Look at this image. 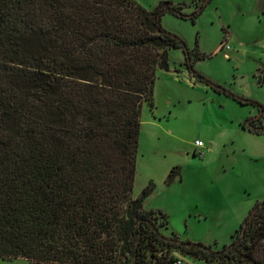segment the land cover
I'll list each match as a JSON object with an SVG mask.
<instances>
[{"label":"trees","instance_id":"1","mask_svg":"<svg viewBox=\"0 0 264 264\" xmlns=\"http://www.w3.org/2000/svg\"><path fill=\"white\" fill-rule=\"evenodd\" d=\"M209 1L0 0L2 258L190 264L181 253L264 264V200L229 244L213 249L163 233L168 215L145 208L153 184L133 196L143 104L154 107L159 69L181 70L170 51L183 48L191 75L212 83L195 68L199 52L162 16L194 19ZM252 102L259 112L246 128L264 135V104Z\"/></svg>","mask_w":264,"mask_h":264},{"label":"rangeland","instance_id":"2","mask_svg":"<svg viewBox=\"0 0 264 264\" xmlns=\"http://www.w3.org/2000/svg\"><path fill=\"white\" fill-rule=\"evenodd\" d=\"M162 24L199 52L195 68L212 83L191 75L183 48L170 51L181 70L159 69L154 107L143 104L133 196L153 184L145 208L168 215L166 236L221 249L264 200V135L246 128L259 112L252 101L264 104V0H210L194 19L166 12ZM0 264L30 261L0 256Z\"/></svg>","mask_w":264,"mask_h":264},{"label":"built area","instance_id":"3","mask_svg":"<svg viewBox=\"0 0 264 264\" xmlns=\"http://www.w3.org/2000/svg\"><path fill=\"white\" fill-rule=\"evenodd\" d=\"M227 48H229V46H227ZM196 144H198V145H202L203 142H202L201 140H197V141H196Z\"/></svg>","mask_w":264,"mask_h":264}]
</instances>
